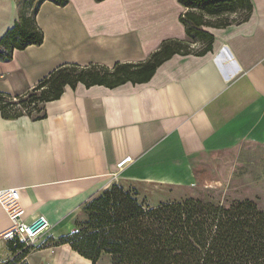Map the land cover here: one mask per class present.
<instances>
[{"label": "crops", "instance_id": "1", "mask_svg": "<svg viewBox=\"0 0 264 264\" xmlns=\"http://www.w3.org/2000/svg\"><path fill=\"white\" fill-rule=\"evenodd\" d=\"M251 2L247 22L205 29L211 51L171 57L148 83L67 87L41 120L0 114V191L18 189L26 219L49 221L37 246L72 232L84 204L113 183L221 188L243 155L264 147V0ZM185 10L178 0L46 1L36 15L44 42L0 61V93L23 94L64 64L144 62L165 40H187ZM18 18L17 0H0V40ZM10 224L0 204V262L11 259L1 239ZM25 263L92 264L69 245L36 249Z\"/></svg>", "mask_w": 264, "mask_h": 264}, {"label": "trees", "instance_id": "2", "mask_svg": "<svg viewBox=\"0 0 264 264\" xmlns=\"http://www.w3.org/2000/svg\"><path fill=\"white\" fill-rule=\"evenodd\" d=\"M46 1L66 6L69 0H38L33 13L20 12L15 25L0 40V61L9 62L15 50L40 46L43 31L36 15ZM100 3L105 0H95ZM186 9L180 21L187 40H165L151 57L141 63L64 64L23 94L0 93V114L13 120L46 117L44 105L61 98L65 89L83 84L87 88H116L126 83H148L157 68L175 55H204L211 51L213 36L206 28H226L247 22L253 12L251 0H178ZM19 8V0H17ZM234 17V18H232ZM210 18L222 21L215 25ZM233 20H231V19ZM192 43H201L194 53ZM75 230L50 246L69 245L92 264L104 257L109 264H264V210L252 200L216 204L200 198L150 205L139 192L113 183L84 204ZM11 252L16 249L8 246ZM27 249L6 264H20ZM26 264V263H23Z\"/></svg>", "mask_w": 264, "mask_h": 264}, {"label": "rangeland", "instance_id": "3", "mask_svg": "<svg viewBox=\"0 0 264 264\" xmlns=\"http://www.w3.org/2000/svg\"><path fill=\"white\" fill-rule=\"evenodd\" d=\"M37 2L38 0H19L20 12L26 11L30 16ZM209 20L215 25L222 21L217 18H210ZM190 49L194 53L200 52L202 44L192 43ZM240 159L235 167L234 176L229 182V185L221 188H192L188 184L177 185L158 181H121L120 185H123L126 189H135L139 192V199H145L150 205H158L161 202L180 201L194 197L224 205L233 201L252 200L257 203L261 210H264V147L260 149L252 148L249 150V153L243 155ZM80 215L81 213L74 220L72 230L76 228L75 221L77 218L80 217V220L83 219ZM60 237H49L41 246H50L53 243L49 240L52 239L54 240L53 242H56ZM7 262H0V264H6ZM21 262L20 264H23L25 260ZM99 264H109V258L104 257Z\"/></svg>", "mask_w": 264, "mask_h": 264}, {"label": "built area", "instance_id": "4", "mask_svg": "<svg viewBox=\"0 0 264 264\" xmlns=\"http://www.w3.org/2000/svg\"><path fill=\"white\" fill-rule=\"evenodd\" d=\"M130 161L131 158H126L118 164V167L121 169ZM20 200L21 194L18 189L0 191V204L11 220L9 228L2 233L1 239L8 246L16 249V253L10 251V260H13L27 249L33 252L40 239L51 229V224L44 216H36L28 221Z\"/></svg>", "mask_w": 264, "mask_h": 264}, {"label": "bare ground", "instance_id": "5", "mask_svg": "<svg viewBox=\"0 0 264 264\" xmlns=\"http://www.w3.org/2000/svg\"><path fill=\"white\" fill-rule=\"evenodd\" d=\"M119 163H120V162H119ZM119 163H118V164H119ZM126 165H127V164H125V166H124V167H126ZM124 167L120 169V167H118V165H117V168H118L119 170H123V169H124Z\"/></svg>", "mask_w": 264, "mask_h": 264}]
</instances>
